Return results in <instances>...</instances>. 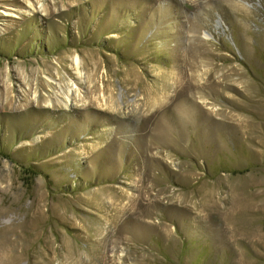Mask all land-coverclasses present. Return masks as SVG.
<instances>
[{
  "label": "rangeland",
  "instance_id": "1",
  "mask_svg": "<svg viewBox=\"0 0 264 264\" xmlns=\"http://www.w3.org/2000/svg\"><path fill=\"white\" fill-rule=\"evenodd\" d=\"M85 263L264 264V0H0V264Z\"/></svg>",
  "mask_w": 264,
  "mask_h": 264
},
{
  "label": "bare ground",
  "instance_id": "2",
  "mask_svg": "<svg viewBox=\"0 0 264 264\" xmlns=\"http://www.w3.org/2000/svg\"><path fill=\"white\" fill-rule=\"evenodd\" d=\"M75 65L77 66V67H79L80 65H81V60H80V58L79 57H77L76 59H75ZM69 99V98H68ZM49 104H50V102H48ZM69 105V102L68 103H66V106H68ZM110 257V256H109ZM109 260H111V258L109 259ZM86 264V263H85Z\"/></svg>",
  "mask_w": 264,
  "mask_h": 264
}]
</instances>
